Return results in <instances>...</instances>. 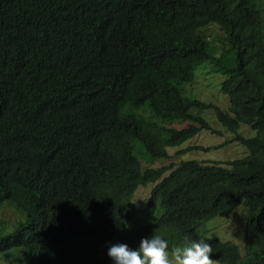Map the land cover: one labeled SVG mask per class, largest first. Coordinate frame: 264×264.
Here are the masks:
<instances>
[{
  "label": "trees",
  "instance_id": "trees-1",
  "mask_svg": "<svg viewBox=\"0 0 264 264\" xmlns=\"http://www.w3.org/2000/svg\"><path fill=\"white\" fill-rule=\"evenodd\" d=\"M0 66V137L39 123L22 164L0 171V209L24 215L8 231L0 220V264H113L111 245L152 233L170 247L207 238L218 264H264V0H0ZM199 73L221 79L228 112L189 90ZM210 110L245 156L143 165L220 134ZM42 201L51 211L32 216ZM240 205L243 253L204 235Z\"/></svg>",
  "mask_w": 264,
  "mask_h": 264
},
{
  "label": "rangeland",
  "instance_id": "rangeland-1",
  "mask_svg": "<svg viewBox=\"0 0 264 264\" xmlns=\"http://www.w3.org/2000/svg\"><path fill=\"white\" fill-rule=\"evenodd\" d=\"M220 81L221 79L212 73H209L208 75L199 73L189 86V90L194 92L195 96L202 99V101L213 103L219 106L223 111H228V97L221 93ZM210 112L205 111L204 116L213 129L221 131V134H214L209 130H202L194 138H191L178 146L179 148L170 149L169 153L171 156L169 159L155 161L151 164L143 162V165L145 167H160L170 164L176 166L181 160L187 159H197L200 161H209L211 163L215 161L226 162L228 160L245 156L247 154V149L239 142L230 141L224 143L227 140H232L234 134L225 129L217 121L214 113L211 110ZM238 133L246 138L253 137L256 134L254 129L245 124H240ZM190 145H202L204 147H209L210 149L208 151L189 150L181 155L176 153L177 150L186 148ZM152 186L153 184L147 185L146 187H139L134 194V202L139 205L145 203L150 195ZM242 207L243 205H240L229 212H222L216 218L210 220L204 227V235L206 237H217L223 241L233 242L238 246L239 244L242 246V225L246 214L245 209ZM0 217L5 221L14 222L18 219V214L11 208L5 207L0 212ZM241 252L243 253V250Z\"/></svg>",
  "mask_w": 264,
  "mask_h": 264
},
{
  "label": "clouds",
  "instance_id": "clouds-1",
  "mask_svg": "<svg viewBox=\"0 0 264 264\" xmlns=\"http://www.w3.org/2000/svg\"><path fill=\"white\" fill-rule=\"evenodd\" d=\"M7 24L10 26L11 29L19 30L22 32L24 31L26 36L28 37L27 39L30 40L29 38L30 28L28 26L23 27V26H15L11 23H7ZM9 43L10 42H8V44ZM3 71L4 68L0 66V78L5 74V71L4 73ZM220 91L222 94H225L221 89ZM7 97L8 94L7 95L4 94L0 84V107L2 101H6ZM37 104L42 105L44 103H37ZM33 123L34 122H31L32 124L31 128L30 130H28V133L25 132V134L19 133L18 135H16L13 131L2 133L0 137V171L2 172L4 171L6 164L11 165L10 167L11 171L15 170L12 167V165L19 166L20 164H22V161L25 159V157L29 154L26 152L35 141V136L34 137L31 136L35 134L36 127L39 124L37 123L33 125ZM26 139L28 140L26 143H24ZM28 141H30L29 145H28ZM5 207L11 208L18 214V219L14 222L5 221L0 217V220L2 222H5V229L6 231H8L11 228L15 229L16 224L19 221L24 220V215L19 211H17L13 206L8 205L7 203L1 206L0 212ZM51 209H52L51 206L48 208L45 202L42 201L41 204H39V206L36 208L35 210L36 212L35 213L31 212V215L34 217H39V216L44 217L46 214H48L51 211ZM184 240L185 243L170 247V241L169 239L165 238L164 234L152 233L151 236L142 238L139 242V245L135 249L129 248L128 245L124 243L113 244L108 248L107 255L111 258L113 264H216L217 263L215 262L214 259L211 258V253H213V248L212 245L209 242H207V238L201 237L199 239L193 240L186 236ZM243 245L244 242L242 246H240L239 244L241 251L243 250L242 249Z\"/></svg>",
  "mask_w": 264,
  "mask_h": 264
}]
</instances>
